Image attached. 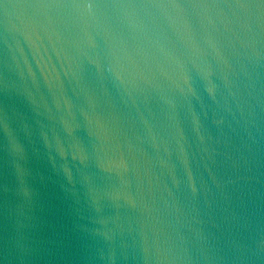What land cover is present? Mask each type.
I'll list each match as a JSON object with an SVG mask.
<instances>
[{
	"label": "water",
	"instance_id": "1",
	"mask_svg": "<svg viewBox=\"0 0 264 264\" xmlns=\"http://www.w3.org/2000/svg\"><path fill=\"white\" fill-rule=\"evenodd\" d=\"M0 264H264V0H0Z\"/></svg>",
	"mask_w": 264,
	"mask_h": 264
}]
</instances>
